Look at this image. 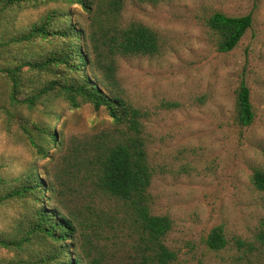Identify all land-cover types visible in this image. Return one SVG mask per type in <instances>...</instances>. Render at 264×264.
Listing matches in <instances>:
<instances>
[{
	"label": "rangeland",
	"instance_id": "rangeland-1",
	"mask_svg": "<svg viewBox=\"0 0 264 264\" xmlns=\"http://www.w3.org/2000/svg\"><path fill=\"white\" fill-rule=\"evenodd\" d=\"M54 9L70 10L73 20L87 22L75 5L14 7L0 14V43ZM214 12L251 15L250 28L228 53L215 50L206 27ZM122 18L146 25L161 40V51L154 57L117 60V75L128 99L144 113L141 122L153 170L151 211L172 222L165 242L176 252V264H248L245 257L237 260L241 253L233 241H254L264 229V191L252 183L255 171L264 172V0H165L157 5L126 0ZM10 46L8 57L50 50L48 41L19 45L18 54ZM240 83L249 90L254 113L246 128L234 122ZM7 89L0 77V165L6 178L20 176L32 164L39 170L46 165V160L35 159L28 145L27 130L37 138L34 125L50 122V128L66 140L111 128L107 113L89 104L72 109L57 99L46 109L49 115L42 106L11 108ZM57 115L60 124L51 122ZM77 180L80 189L88 188L79 173ZM33 205L26 196L0 205V232H16ZM45 205L49 206L47 201ZM215 227L222 228L228 241L227 248L217 253L205 244ZM85 232L98 251L122 261L123 253L115 250L104 227ZM261 250L259 258H252H257L255 264H264ZM49 252L48 244L33 242L20 256L31 264H49ZM13 256L0 249V258Z\"/></svg>",
	"mask_w": 264,
	"mask_h": 264
},
{
	"label": "trees",
	"instance_id": "trees-1",
	"mask_svg": "<svg viewBox=\"0 0 264 264\" xmlns=\"http://www.w3.org/2000/svg\"><path fill=\"white\" fill-rule=\"evenodd\" d=\"M125 1L0 0V14L14 7L58 2L78 6L87 16L84 24L73 20L70 10L54 9L0 43V77L6 82L10 107L30 110L42 106L49 115L48 106L61 99L72 109L84 104L103 109L111 120L110 129L68 140L52 130L50 122L34 125L37 138L27 130V141L35 159L46 160L44 168L32 164L20 176L6 178L0 165V205L17 196L29 197L35 204L16 232H0V249L14 253L12 258H0V264H31L20 254L33 242L50 246L49 264L177 262L176 252L165 242L172 228L170 218L151 211L153 170L141 122L144 113L128 99L117 75V60L154 57L161 51V40L146 25L123 21ZM135 1L157 5L165 0ZM251 22V15L212 13L206 27L215 50L232 51ZM38 41H48L50 50L8 57L10 45L18 54L17 46ZM253 118L249 90L240 83L235 91L234 122L246 128ZM51 122L60 124L59 116ZM78 173L89 183L86 190L79 187ZM252 183L264 191V172L255 171ZM98 227L107 230L115 250L123 253L121 262L98 251L85 237L90 236L87 229L93 232ZM254 239L233 241L241 253L237 260L245 257L248 264H255L264 249V229ZM205 244L212 252L225 250L228 241L222 228H213Z\"/></svg>",
	"mask_w": 264,
	"mask_h": 264
}]
</instances>
